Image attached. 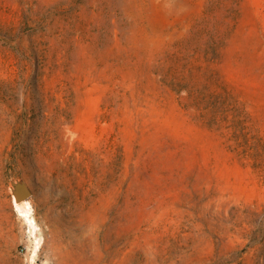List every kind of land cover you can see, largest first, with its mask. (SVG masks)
Returning a JSON list of instances; mask_svg holds the SVG:
<instances>
[{"label":"rangeland","instance_id":"obj_1","mask_svg":"<svg viewBox=\"0 0 264 264\" xmlns=\"http://www.w3.org/2000/svg\"><path fill=\"white\" fill-rule=\"evenodd\" d=\"M0 264H264V0H0Z\"/></svg>","mask_w":264,"mask_h":264}]
</instances>
